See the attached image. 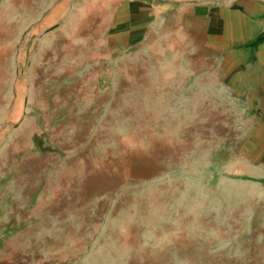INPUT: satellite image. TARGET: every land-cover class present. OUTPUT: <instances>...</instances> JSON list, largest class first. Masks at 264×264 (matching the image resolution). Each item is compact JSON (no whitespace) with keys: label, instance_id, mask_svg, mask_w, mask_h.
<instances>
[{"label":"rangeland","instance_id":"374dc122","mask_svg":"<svg viewBox=\"0 0 264 264\" xmlns=\"http://www.w3.org/2000/svg\"><path fill=\"white\" fill-rule=\"evenodd\" d=\"M75 1L0 10V264H264V31Z\"/></svg>","mask_w":264,"mask_h":264},{"label":"crops","instance_id":"0c3cea01","mask_svg":"<svg viewBox=\"0 0 264 264\" xmlns=\"http://www.w3.org/2000/svg\"><path fill=\"white\" fill-rule=\"evenodd\" d=\"M125 1H133L148 6H166L173 13L184 12L185 17L188 18L185 23L189 25L197 23L199 19H204L203 17L206 15V19L210 20L209 23L214 26L216 33L239 32L246 36L264 31V0H214L208 4L183 0L170 2ZM8 2L27 4L31 9L28 24L43 28L51 23L63 24L66 17V7L76 8L75 0H0V10L8 7ZM200 11L201 16H198ZM59 31L64 34L63 29Z\"/></svg>","mask_w":264,"mask_h":264},{"label":"built area","instance_id":"2783aa9c","mask_svg":"<svg viewBox=\"0 0 264 264\" xmlns=\"http://www.w3.org/2000/svg\"><path fill=\"white\" fill-rule=\"evenodd\" d=\"M145 1H150V2H170L172 0H145ZM187 2H192V3H200V4H208L210 2H213L214 0H183Z\"/></svg>","mask_w":264,"mask_h":264}]
</instances>
